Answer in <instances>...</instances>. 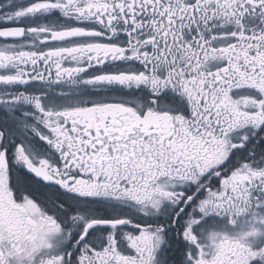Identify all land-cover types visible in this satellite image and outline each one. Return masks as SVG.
<instances>
[{
	"label": "snow or ice",
	"instance_id": "snow-or-ice-1",
	"mask_svg": "<svg viewBox=\"0 0 264 264\" xmlns=\"http://www.w3.org/2000/svg\"><path fill=\"white\" fill-rule=\"evenodd\" d=\"M0 264H264V0H0Z\"/></svg>",
	"mask_w": 264,
	"mask_h": 264
}]
</instances>
